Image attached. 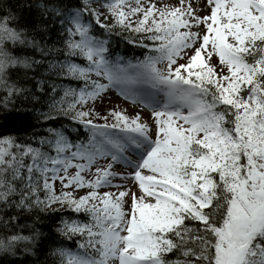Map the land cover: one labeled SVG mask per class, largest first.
I'll list each match as a JSON object with an SVG mask.
<instances>
[{
	"label": "snow or ice",
	"instance_id": "6c2138e0",
	"mask_svg": "<svg viewBox=\"0 0 264 264\" xmlns=\"http://www.w3.org/2000/svg\"><path fill=\"white\" fill-rule=\"evenodd\" d=\"M0 121L3 264H264V0H2Z\"/></svg>",
	"mask_w": 264,
	"mask_h": 264
},
{
	"label": "trees",
	"instance_id": "16d2710c",
	"mask_svg": "<svg viewBox=\"0 0 264 264\" xmlns=\"http://www.w3.org/2000/svg\"><path fill=\"white\" fill-rule=\"evenodd\" d=\"M0 2H2V0H0ZM8 3H12L15 4L17 2H19V0H7ZM98 31H103L102 29H97ZM127 34H125L124 37L120 36V35H112L110 37L111 41H112V49L121 54L129 57H136V56H142V49H139L137 47H135L134 45L128 44L127 43V39L125 38ZM38 58V57H37ZM61 122L62 119L60 118ZM0 123H5V121H0ZM7 129L6 130H12L14 131L16 128L19 127L18 122H14L12 119H9L7 122ZM0 130H4V129H0ZM59 220H57L55 223L58 224ZM29 223H31V221H29ZM39 227H41L43 229V231L47 234L49 233V231H51V235L56 239V235H55V227L52 226V222L51 221H45L44 223L40 224ZM27 234V233H24ZM57 240V239H56ZM45 256H41L40 259L41 261H44ZM48 260V264H51V258L47 257ZM0 264H3V260L0 259Z\"/></svg>",
	"mask_w": 264,
	"mask_h": 264
},
{
	"label": "rangeland",
	"instance_id": "374dc122",
	"mask_svg": "<svg viewBox=\"0 0 264 264\" xmlns=\"http://www.w3.org/2000/svg\"><path fill=\"white\" fill-rule=\"evenodd\" d=\"M203 14V13H202ZM141 111L140 108L133 107V112ZM147 113H145V118H147Z\"/></svg>",
	"mask_w": 264,
	"mask_h": 264
}]
</instances>
